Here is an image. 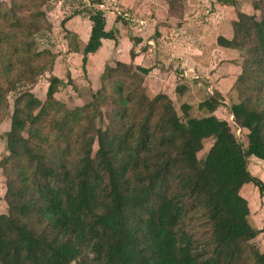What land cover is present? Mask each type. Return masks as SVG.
<instances>
[{
	"label": "trees",
	"instance_id": "trees-1",
	"mask_svg": "<svg viewBox=\"0 0 264 264\" xmlns=\"http://www.w3.org/2000/svg\"><path fill=\"white\" fill-rule=\"evenodd\" d=\"M80 1L73 16L87 15L92 25L86 65L103 41L117 38L104 1ZM167 1L182 21L186 0ZM46 3L0 1V114L8 93L54 67L55 55L33 40L52 31ZM232 26L233 38L219 37L218 45L245 52L235 83L245 96L230 111L249 133L246 148L214 115L216 97L200 103L210 114L203 118H189L184 104L183 123L169 96H146L149 70L125 62L106 67L102 90L81 109L57 102L63 82L56 77L45 103L30 92L17 98L2 162L8 214H0V264H264L252 245L261 232L241 194L251 185L264 196V182L249 170L252 157L264 163V15L239 12Z\"/></svg>",
	"mask_w": 264,
	"mask_h": 264
},
{
	"label": "rangeland",
	"instance_id": "rangeland-1",
	"mask_svg": "<svg viewBox=\"0 0 264 264\" xmlns=\"http://www.w3.org/2000/svg\"><path fill=\"white\" fill-rule=\"evenodd\" d=\"M163 1L168 3L167 0H136L137 5H132L131 12L120 5L119 0H105L102 10L106 14L108 30L116 31L117 43H106L104 51L95 57H88L87 64L84 65L83 35H87L92 25L87 15L73 16L74 11L81 8V1L47 0L43 10L47 12L48 20L52 23V31L44 29L33 40L38 44V50L53 53L56 60L52 71L43 74L34 84H27L24 89L17 88V91L8 93L5 99L0 114V214H8L4 201L7 180L2 162L8 155L6 134L11 129L15 102L23 93L30 92L45 103L49 82L54 77L63 82L55 95L57 102L70 110H77L92 103L94 94L102 90L101 78L106 67L115 68L117 62H125L133 68H145L149 73L142 74L143 88L148 98L154 99L161 94L169 96L179 118L186 123L188 117L182 111L184 104L192 105L189 118L207 117L210 114L200 108V103L214 96L219 100V107L214 115L228 122L238 141L245 148L248 146V131L235 125L230 111L245 96L239 95L235 86L242 72L245 52L219 46L217 36H232V24L237 21L239 12L256 16L260 20L264 15V0H227L228 3L222 0H196L197 4L192 2L189 12L186 8L187 15L182 12L186 15L184 21H173L166 17V21H162L168 14ZM181 6H178L177 12ZM7 24L4 22L5 27ZM79 36H82V40H79ZM132 51L136 53L135 59L131 57ZM43 60H48L47 56ZM179 86L185 88L184 95L177 93ZM105 108L106 106L102 107L103 112ZM100 124L101 121L97 118L95 126L99 128ZM31 135L27 132V137ZM213 144L212 139L204 141V149L198 155L201 162ZM96 149L95 144L94 150ZM249 170L254 177L264 182L262 161L250 158ZM255 190L254 186H249L245 189L244 196L254 213H262L264 216V206L260 199L253 198ZM258 222L255 225H264V219ZM252 223L254 225V221ZM263 242V239H256L252 245L260 250V243Z\"/></svg>",
	"mask_w": 264,
	"mask_h": 264
},
{
	"label": "crops",
	"instance_id": "crops-1",
	"mask_svg": "<svg viewBox=\"0 0 264 264\" xmlns=\"http://www.w3.org/2000/svg\"><path fill=\"white\" fill-rule=\"evenodd\" d=\"M103 1H105V0H103ZM130 2H131V4H130ZM192 2H194V5H196L197 3H196V0H186V8H188V12L190 11V6H191V3ZM119 3H120V5H122V6H124V7H126L127 9H129V11H131V12H133V6L132 5H137V2H136V0H119ZM163 4L166 6V8H167V13L168 14H166V16H164V20H162V21H166V19H170V20H173V21H175V20H178V21H181V20H179V19H176L175 17H172L171 15H170V13H169V11H168V5H167V3L165 2V1H163ZM104 6V5H103ZM103 6H102V9H103ZM200 7V6H199ZM185 14L187 15V12H186V9H185ZM193 14V13H192ZM186 15H184L183 17H184V19L182 20V21H184L185 20V16ZM250 15V14H249ZM165 17H166V19H165ZM74 20V19H73ZM69 22H72V20H70ZM173 23V22H172ZM158 24H160V22H158ZM163 25H165V24H163ZM108 26V25H107ZM158 26V25H157ZM66 27V26H65ZM90 30H91V26H90V28H89V31L87 32V35H83V39H84V41H83V43L84 44H82V46L83 47H86V41H87V43H88V40H89V37H90ZM159 32H160V30H159ZM233 32V31H232ZM222 36V34H219L218 36H217V38L218 37H221ZM222 37H224V38H226L225 36H222ZM216 38V39H217ZM233 38V34H232V36L230 37V38H226V39H228V40H231ZM79 40H82V36H79ZM154 41V40H153ZM108 42H111V41H103V45H102V48L99 50V52L98 53H100V52H102V51H104V48H105V45H106V43H108ZM150 44V43H149ZM151 45V44H150ZM98 53H96V54H94V55H91V56H89V57H92V56H94L95 57V55H97ZM100 67V66H99ZM172 76H175V78H177V75L175 74V73H172ZM181 77H183V76H181ZM187 105H190L191 106V108H192V105L191 104H187ZM251 187V185H247V186H245L243 189H242V192H241V194L244 196V192H245V189L246 188H248V187ZM255 188V187H254ZM245 197V196H244ZM254 200L256 199V198H259L260 199V202H261V204L264 206V196L262 197L260 194H259V192H258V189L256 188V190H255V195H254ZM248 200V199H247ZM253 215H254V217H253ZM252 217V218H251ZM250 219H251V221L253 222L254 221V225H253V223H252V225L255 227V229L257 230V231H259V232H261L260 234H259V236L256 238L257 240L259 239V240H261V239H263V241H264V225H261V226H257V225H255V224H258L259 222L258 221H262V219H264V216L262 215V213H258V214H255L254 213V211L251 209V216H250ZM254 219V220H253ZM260 251L262 252L263 251V253H264V242H263V244L262 243H260Z\"/></svg>",
	"mask_w": 264,
	"mask_h": 264
}]
</instances>
